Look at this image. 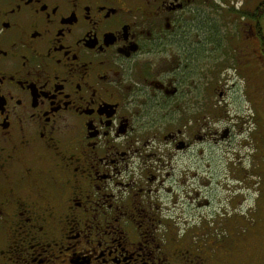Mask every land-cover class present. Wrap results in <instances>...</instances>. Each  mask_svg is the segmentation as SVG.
<instances>
[{"label":"flooded vegetation","instance_id":"obj_1","mask_svg":"<svg viewBox=\"0 0 264 264\" xmlns=\"http://www.w3.org/2000/svg\"><path fill=\"white\" fill-rule=\"evenodd\" d=\"M242 1L0 0V264H264L263 233L204 243L162 200L218 119L235 14L264 61Z\"/></svg>","mask_w":264,"mask_h":264},{"label":"rangeland","instance_id":"obj_2","mask_svg":"<svg viewBox=\"0 0 264 264\" xmlns=\"http://www.w3.org/2000/svg\"><path fill=\"white\" fill-rule=\"evenodd\" d=\"M242 2L235 0V5ZM260 2L264 0H248L245 7L253 13ZM242 22L235 14L232 25L219 29V34L228 31L235 39L229 71L224 70L228 61L209 60L210 71L203 78V89L215 88L218 119L204 125V140L196 147L193 164L188 157L175 174L180 184H167L172 191L162 196L165 206H176L180 214V219L168 221L169 226L194 233L208 244L253 239L255 231L264 234V61L258 60L256 27ZM262 22L264 36V17ZM244 54L250 55L249 67L240 72L236 61ZM215 64L224 68L217 70ZM205 102L210 100L202 92L203 115L208 113Z\"/></svg>","mask_w":264,"mask_h":264},{"label":"trees","instance_id":"obj_3","mask_svg":"<svg viewBox=\"0 0 264 264\" xmlns=\"http://www.w3.org/2000/svg\"><path fill=\"white\" fill-rule=\"evenodd\" d=\"M264 15V3L257 9L256 16L250 14V17L254 20H257L259 17H262ZM262 36L263 42H264V36Z\"/></svg>","mask_w":264,"mask_h":264}]
</instances>
